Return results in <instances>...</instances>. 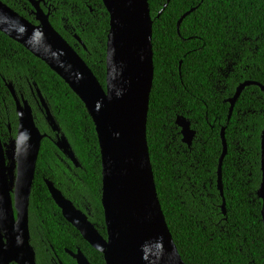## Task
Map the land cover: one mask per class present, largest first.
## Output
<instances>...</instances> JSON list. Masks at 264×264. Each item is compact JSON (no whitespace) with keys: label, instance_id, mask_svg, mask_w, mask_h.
<instances>
[{"label":"trees","instance_id":"16d2710c","mask_svg":"<svg viewBox=\"0 0 264 264\" xmlns=\"http://www.w3.org/2000/svg\"><path fill=\"white\" fill-rule=\"evenodd\" d=\"M1 1L36 24L27 0ZM147 1L154 75L146 141L157 198L178 253L184 264H264L261 201L256 195L261 182L264 93L258 86L246 87L229 120L227 102L243 82L264 87V2ZM41 8L49 11L51 26L104 88L109 16L102 1L43 0ZM191 9L177 29L181 16ZM5 83L24 95L37 128L47 134L35 167L30 227L38 225L44 241L55 250L76 246L90 264H105L103 256L64 220L44 183L51 181L106 236L98 141L84 105L44 62L0 32V91ZM36 88L79 167L55 147V134L35 104ZM179 116L195 132L190 146L181 141L175 123ZM222 128L227 145L221 165L223 196L217 174ZM33 245L40 264V245Z\"/></svg>","mask_w":264,"mask_h":264},{"label":"water","instance_id":"95a60500","mask_svg":"<svg viewBox=\"0 0 264 264\" xmlns=\"http://www.w3.org/2000/svg\"><path fill=\"white\" fill-rule=\"evenodd\" d=\"M101 1L109 16L104 88L82 58L51 26L49 11L45 13L41 8L43 0H27L33 8L36 24L0 0V32L44 62L79 98L94 124L101 161V205L106 236H101L87 215L66 199L51 181L44 180V183L64 220L103 256L105 264H184L157 198L146 141L154 75L152 19L148 1ZM192 11L181 16L177 29ZM7 86L14 94L12 84L7 83ZM249 86H258L264 93V87L255 82L240 84L234 96L227 100L230 104L228 120L235 102ZM35 92L44 120L55 134V147L74 167H79L47 103L37 88ZM16 108L17 174L13 199L6 189L5 214L11 219L9 233L13 260L18 264H36L35 253L29 243L28 210L41 141L47 134L37 128L28 101L23 99L19 103L16 100ZM175 123L180 129L182 143L190 146L195 135L190 123L181 116ZM224 133L225 128H222L223 152L217 169L221 196V165L227 152ZM260 171L261 182L256 195L261 201L264 250V129L260 136ZM221 207L224 213V200ZM73 258L76 264H89L80 251Z\"/></svg>","mask_w":264,"mask_h":264},{"label":"flooded vegetation","instance_id":"af4514ba","mask_svg":"<svg viewBox=\"0 0 264 264\" xmlns=\"http://www.w3.org/2000/svg\"><path fill=\"white\" fill-rule=\"evenodd\" d=\"M13 91L14 94L8 88L6 83L0 91V197L3 198L0 199V264H18L17 261L13 260L12 253L10 251L12 248V238H10L9 233L11 228V219L7 214H5V198L6 189H9L8 194L10 198L13 199V184L17 174L18 158L16 140L18 136V114L16 111V100H18L19 103H22L23 99H26L24 95L20 91H16L14 87ZM35 104L38 110H40L38 100H36ZM14 218L16 219V215H14ZM28 229L29 243L34 250L36 264H39V261L38 254L34 249V242L37 246L40 245V264H76L73 255H76L80 251L78 247L73 246V250L66 247L55 250L44 241L43 234L41 233L38 225L33 227V230L35 229L33 236V230L30 227L29 218ZM81 254L83 255L82 252Z\"/></svg>","mask_w":264,"mask_h":264}]
</instances>
